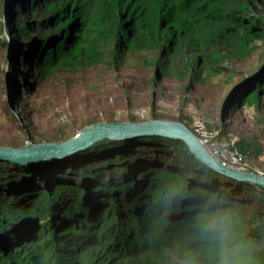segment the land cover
I'll use <instances>...</instances> for the list:
<instances>
[{
    "label": "trees",
    "instance_id": "1",
    "mask_svg": "<svg viewBox=\"0 0 264 264\" xmlns=\"http://www.w3.org/2000/svg\"><path fill=\"white\" fill-rule=\"evenodd\" d=\"M146 1L0 0V6L5 2L10 5L13 2L16 6L19 39L30 40L29 43L20 42L16 63L20 60L23 67H31L32 75L37 79L49 78L55 70L62 68L72 71L98 64L112 67L116 62L113 53L119 47H125L127 50L157 52L152 63L156 66L162 50L167 51V63L172 52L183 49L184 55L174 53L176 61L188 72V77L196 73V82H201L206 68L220 72L224 61H243L258 51L254 68L250 70L251 77L238 88L229 89L226 100L232 103V112L252 106L256 110L264 108V0H154L159 5L150 28ZM153 81H157L156 74ZM185 86L188 89L191 84L187 81ZM11 101L16 99L13 97ZM9 110L12 112V108ZM154 116L160 118L161 115L154 111ZM176 119L184 120L182 117ZM23 132L24 138L29 137L27 130ZM72 133L73 130L66 135L50 129L43 132L60 139ZM6 136V142L11 143V132ZM31 136L29 138L34 140L40 139L41 135L35 132ZM165 140L183 149L179 157L188 156L193 162H200L182 141L158 136L102 139L101 145L95 142L61 160L49 161L60 162V169L52 179L37 174L41 163L11 165L0 162V264H164L163 251L173 243L170 249L182 263L171 264H207L208 261L213 264L209 258L211 242L201 233L198 223L199 194L218 197L225 206L229 203L226 200L233 198V192L264 188L238 181L204 165L207 181L200 188L182 184L195 196L174 218L172 203L165 202V194L161 193L158 199L155 194L159 190L158 178L172 177L161 174L162 167L157 173L156 168H148L143 174L135 172L133 176L130 173L144 165L143 161H140L142 165L135 163L136 160L122 161L127 165L123 172L113 167L95 172L101 181L91 184L93 188L89 189L88 183L94 178L85 175L87 166L76 168L82 178L73 180L67 175L70 163L80 162L82 157L84 160L102 154L104 160L98 167L104 168L106 163L112 166L117 161L109 159L112 153L115 159L119 158L115 155L129 150L130 146L132 153L143 147L141 143L161 144L159 141ZM13 165L18 167L14 178ZM4 167L8 174L6 180L1 174ZM205 172L201 170V173ZM192 174L186 173L188 177ZM49 180L59 181V184L53 189ZM215 180L224 187L213 188L211 182ZM208 190H213L212 196ZM252 195L256 192L244 193L241 198L250 199ZM144 212L150 215L145 217ZM28 233L32 235L29 238ZM262 236L264 222L243 236L246 241H256L250 243L252 264H264V245L257 240ZM164 241L169 243L168 246H164Z\"/></svg>",
    "mask_w": 264,
    "mask_h": 264
},
{
    "label": "rangeland",
    "instance_id": "2",
    "mask_svg": "<svg viewBox=\"0 0 264 264\" xmlns=\"http://www.w3.org/2000/svg\"><path fill=\"white\" fill-rule=\"evenodd\" d=\"M122 1L126 2V0ZM146 4V19L150 28L155 21V10L159 4L154 0H147ZM33 16H39V14H33ZM17 17V9L13 2L11 5L7 2L1 3L0 145L8 143L6 135L9 136V132H11L10 141L14 145L23 144L27 140L26 136L24 138L23 130L28 131L26 134H29V137H32L31 135L35 132L41 135L40 139L29 138L31 142L37 143L42 141V138L49 137L48 134H43L47 129L55 133L60 131L69 135L75 128H81L96 121L155 119L154 111H156L155 113L164 118L182 117L183 121L193 127L199 124L198 128L204 129V131L195 132V134L201 140H214L220 147L222 155L228 153L232 157L240 158L242 160L240 167L243 170L264 173V108L256 110L252 106L232 112L230 110L232 103L227 101L229 89L250 76V70L254 68L253 63L257 58L255 54L258 51H254L243 61H224L220 65V72L206 68L207 72L202 73L201 82H196V73H192L188 77V72L176 61L175 54H183V49L172 52L169 56L171 60L167 63V51L162 50L159 64L156 66L152 63L158 56L157 52L127 50L125 47H119L117 52L113 53L116 56V62L112 67L98 64L72 71L62 68L55 70L49 78L37 79L32 75L31 67H23L20 60L18 64L16 63L20 42L29 43L30 41L19 39ZM184 73L186 75L182 76ZM155 74L157 81L154 82ZM187 81L188 84H191L188 89L185 86ZM6 96L10 102H7ZM13 97L16 101H11ZM223 107L227 109H222ZM10 108H12V112L9 110ZM97 143L102 144L101 140H98ZM159 143L161 144H157V142L155 144L141 143L143 147L132 153V146H130L129 150L115 155L119 156L115 159L112 153L109 155V159L117 161L112 166H109L110 163H103L105 164L104 168L98 167L99 163L104 160L102 154L86 157L84 160L82 157L83 161L70 163L67 175L72 176L73 180L82 178L81 172H77L76 168L80 165L87 166L84 169L85 175L90 174L94 178L88 183L89 189L93 188L91 184L101 181L95 172L108 171L112 167L118 172H123L127 165L121 163L122 161L136 160L135 163L141 164L142 160L144 165L141 164L142 166L133 169L130 174L133 176L135 172L143 174L148 168H156L155 172L157 173L158 169L162 167L161 174L167 173L169 177L172 176L169 179L158 178L159 181L156 184L159 185V190L155 193L157 199L161 193L165 194L172 185L182 186L183 184L184 186L187 183L188 187L192 185L196 186L195 188L203 187L207 181L206 173H208L204 164L195 160L193 162L188 156L186 158L179 157L182 156L180 152L183 149H178L176 144L170 141H159ZM206 150L211 157L215 158V152L211 154L207 147ZM138 157L142 159H137ZM171 160L173 164H170ZM50 162L41 163L42 167L37 169V174L52 179L60 169V162ZM32 164H38V162ZM17 168L16 165H13V178ZM7 169L4 167L1 171L5 180L8 176ZM201 170L206 172L201 173ZM186 173L193 174L188 177ZM111 179L112 177L107 181ZM57 184L59 181L49 180V185L53 189ZM211 186L215 189L224 187L218 180L211 182ZM188 187L184 188L187 196L171 204V215L174 218L181 214L195 196L188 191ZM253 192H256V195H252L250 199L241 198L244 193ZM207 193L212 196L213 190H208ZM244 193L233 192L231 194L233 198L229 197L226 200L229 203L223 206L231 213L235 221V231L242 237L246 232L264 222V190L249 188ZM212 198L218 199V197ZM236 200L240 203H237ZM178 207L183 208L175 212L174 209ZM2 217L7 218L4 215ZM73 228L75 229L74 225ZM142 233H145V230ZM30 236H32L31 233H28L27 238ZM257 240L258 242L262 241L264 245V236ZM249 242L255 243L256 241L249 240ZM163 244L168 246L169 243L164 241ZM174 244L165 247L162 254L164 264L176 261L182 263L181 260L176 259L174 252L170 249ZM141 250L142 247L139 248V251ZM207 264L212 263L208 261Z\"/></svg>",
    "mask_w": 264,
    "mask_h": 264
},
{
    "label": "water",
    "instance_id": "3",
    "mask_svg": "<svg viewBox=\"0 0 264 264\" xmlns=\"http://www.w3.org/2000/svg\"><path fill=\"white\" fill-rule=\"evenodd\" d=\"M245 81L247 80L238 82L232 90ZM141 136H158L182 141L188 152L202 164L225 176L264 188V173L259 175L253 170H238L223 165L210 156L204 145L206 142L201 140L185 122L170 118L96 121L74 129L66 138L47 137L37 143L31 142L27 137L23 144L0 145V162H8L12 165L61 160L77 151L89 148L98 140H128Z\"/></svg>",
    "mask_w": 264,
    "mask_h": 264
},
{
    "label": "clouds",
    "instance_id": "4",
    "mask_svg": "<svg viewBox=\"0 0 264 264\" xmlns=\"http://www.w3.org/2000/svg\"><path fill=\"white\" fill-rule=\"evenodd\" d=\"M186 196L182 186L172 185L165 193V202H177ZM149 215L144 212L145 217ZM197 218L201 233L211 242L213 264H252L250 242L236 233L235 221L219 199L199 194Z\"/></svg>",
    "mask_w": 264,
    "mask_h": 264
},
{
    "label": "built area",
    "instance_id": "5",
    "mask_svg": "<svg viewBox=\"0 0 264 264\" xmlns=\"http://www.w3.org/2000/svg\"><path fill=\"white\" fill-rule=\"evenodd\" d=\"M197 125H199V124H197ZM198 127V126H197ZM202 131H204V129H201V128H197L196 129V133L197 132H202ZM203 141H205L206 143H208V145H206V143L204 144L206 147H207V149H208V151L212 154L213 152H217V151H219L218 153H220V147L216 144V142L213 140V141H208V140H203ZM217 150V151H216ZM222 155V154H221ZM225 155V157H228L229 159H228V162L226 163V164H228V165H230L232 168H235V169H241V170H243L241 167H240V164H242V160L240 159V158H236V157H232V156H230V154H224ZM223 155V156H224ZM244 163V162H243Z\"/></svg>",
    "mask_w": 264,
    "mask_h": 264
},
{
    "label": "bare ground",
    "instance_id": "6",
    "mask_svg": "<svg viewBox=\"0 0 264 264\" xmlns=\"http://www.w3.org/2000/svg\"><path fill=\"white\" fill-rule=\"evenodd\" d=\"M160 118H164V117H160ZM170 119H176V118H170ZM178 120V119H177ZM198 126V125H197ZM196 125L193 127V126H191L190 128L193 130V131H196V129L198 128ZM205 148H206V146H205ZM221 153H222V151L220 152V153H216L215 152V160H217V161H219L220 163H222L223 165H225V166H228V167H230V165H228V164H226L227 162H228V157H225V156H223V155H221ZM213 158V157H212ZM254 171V170H253ZM254 172H256L257 174H259V175H263V173H261V172H259V171H254Z\"/></svg>",
    "mask_w": 264,
    "mask_h": 264
}]
</instances>
